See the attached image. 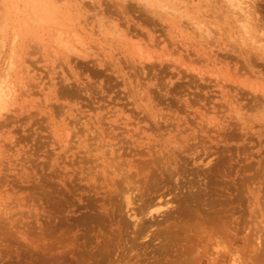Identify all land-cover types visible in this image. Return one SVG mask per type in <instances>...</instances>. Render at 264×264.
Masks as SVG:
<instances>
[{
	"label": "rangeland",
	"instance_id": "374dc122",
	"mask_svg": "<svg viewBox=\"0 0 264 264\" xmlns=\"http://www.w3.org/2000/svg\"><path fill=\"white\" fill-rule=\"evenodd\" d=\"M162 1L0 0V264H264V0Z\"/></svg>",
	"mask_w": 264,
	"mask_h": 264
},
{
	"label": "bare ground",
	"instance_id": "6f19581e",
	"mask_svg": "<svg viewBox=\"0 0 264 264\" xmlns=\"http://www.w3.org/2000/svg\"><path fill=\"white\" fill-rule=\"evenodd\" d=\"M162 1V0H161ZM168 1V0H166ZM226 3V5L232 7V9H234L238 14H241V17H242V20H244L245 22H240V24H243V28L245 29H249V28H246L247 26H245L248 22V17L250 16L251 14V10H253L255 8V2L256 0H224ZM161 3V2H160ZM163 3V1H162ZM158 5V4H157ZM161 7V6H160ZM258 7V6H257ZM256 11V9H255ZM234 13V12H233ZM250 18V17H249ZM241 20V19H240ZM251 20V19H250ZM241 26V27H242ZM250 27V26H248ZM114 29V28H113ZM114 34V33H113ZM118 34V33H117ZM261 44V43H260ZM1 86V85H0ZM3 87V86H2ZM8 90V87L7 89ZM4 91V88L2 89L0 87V109L4 108L7 104V100H8V97H9V93L7 91ZM160 165V164H159ZM220 166V165H218ZM144 170V169H143ZM146 170V169H145ZM156 178V177H155ZM138 182V181H137ZM128 184V183H127ZM160 187V186H159ZM128 195V194H127ZM126 198V197H125ZM127 201H128V198H127ZM167 202V201H166ZM129 204V203H127ZM166 204V203H165ZM167 205V204H166ZM130 206V205H129ZM177 209V208H176ZM126 218V217H125ZM200 219V218H199ZM138 220V219H137ZM128 221V220H127ZM134 221V220H133ZM211 222V221H210ZM137 223V222H136ZM205 223V222H204ZM210 224V223H209ZM132 225V224H131ZM143 226V225H142ZM127 227V226H126ZM132 227V226H131ZM180 228V227H179ZM142 229V228H141ZM196 229V228H195ZM199 231V230H198Z\"/></svg>",
	"mask_w": 264,
	"mask_h": 264
}]
</instances>
